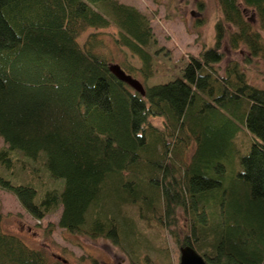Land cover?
Listing matches in <instances>:
<instances>
[{
	"label": "trees",
	"instance_id": "1",
	"mask_svg": "<svg viewBox=\"0 0 264 264\" xmlns=\"http://www.w3.org/2000/svg\"><path fill=\"white\" fill-rule=\"evenodd\" d=\"M218 3L215 44L161 79L152 22L133 4L0 0V189L37 220L58 212L72 234L116 245L123 234L134 249L135 206L211 264H264V87L246 71L264 61V0ZM111 25L141 61L119 65L153 79L144 92L110 69L98 33L78 41ZM226 39L243 60L223 65ZM4 218L0 264H68Z\"/></svg>",
	"mask_w": 264,
	"mask_h": 264
},
{
	"label": "rangeland",
	"instance_id": "2",
	"mask_svg": "<svg viewBox=\"0 0 264 264\" xmlns=\"http://www.w3.org/2000/svg\"><path fill=\"white\" fill-rule=\"evenodd\" d=\"M133 4L151 20L155 36L152 49L158 51L155 63L156 74L161 79L180 74L181 65L188 61L189 54L198 53L203 46L216 42L215 23L222 16L218 0H121ZM92 33H98L102 46L101 54L112 58V62L124 60L139 67L141 61L126 47L115 42L118 28L111 25L104 29L89 28L78 41L84 45ZM264 34V31H263ZM226 57L229 60H243L244 52L231 50L225 40ZM249 79L264 87V61L256 59L246 65ZM141 81L150 84L153 79ZM156 79V77H155ZM153 123L162 126L161 118ZM4 145L0 140V147ZM143 243L132 249L130 241L121 235V244L116 245L106 238H90L87 235L72 234L58 225L59 213H53L42 220L33 218L11 193L0 189V211L5 215L3 224L8 232L20 234L26 242L37 248H44L50 259L65 257L68 264H178L180 251L169 230L151 222L139 219L135 206H129ZM184 219L179 224L184 227ZM52 226V229H50ZM132 239V238H131ZM147 258V259H146Z\"/></svg>",
	"mask_w": 264,
	"mask_h": 264
},
{
	"label": "water",
	"instance_id": "3",
	"mask_svg": "<svg viewBox=\"0 0 264 264\" xmlns=\"http://www.w3.org/2000/svg\"><path fill=\"white\" fill-rule=\"evenodd\" d=\"M110 69L121 79L127 81L129 84L134 86L136 89L144 92L143 84L137 78L127 74L125 70L117 63L111 64ZM179 264H211L205 260L196 249L190 245L180 247V260Z\"/></svg>",
	"mask_w": 264,
	"mask_h": 264
}]
</instances>
